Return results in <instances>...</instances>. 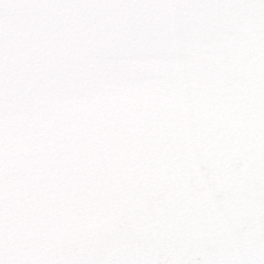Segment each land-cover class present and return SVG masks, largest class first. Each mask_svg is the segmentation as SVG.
Returning <instances> with one entry per match:
<instances>
[{
	"label": "snow or ice",
	"instance_id": "obj_1",
	"mask_svg": "<svg viewBox=\"0 0 264 264\" xmlns=\"http://www.w3.org/2000/svg\"><path fill=\"white\" fill-rule=\"evenodd\" d=\"M0 264H264V0H0Z\"/></svg>",
	"mask_w": 264,
	"mask_h": 264
}]
</instances>
